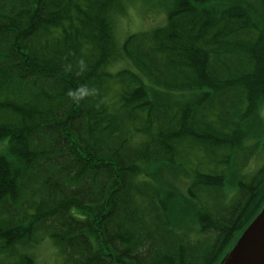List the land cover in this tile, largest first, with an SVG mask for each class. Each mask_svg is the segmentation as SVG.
<instances>
[{
	"label": "trees",
	"instance_id": "trees-1",
	"mask_svg": "<svg viewBox=\"0 0 264 264\" xmlns=\"http://www.w3.org/2000/svg\"><path fill=\"white\" fill-rule=\"evenodd\" d=\"M129 1L0 0V264L44 238L61 264H220L264 206V163L242 171L264 151V0H167L119 43Z\"/></svg>",
	"mask_w": 264,
	"mask_h": 264
},
{
	"label": "rangeland",
	"instance_id": "rangeland-1",
	"mask_svg": "<svg viewBox=\"0 0 264 264\" xmlns=\"http://www.w3.org/2000/svg\"><path fill=\"white\" fill-rule=\"evenodd\" d=\"M167 0H132L123 5L122 11L115 18V37L121 43L127 36L136 33H147L165 24ZM125 65H116V68ZM259 133L255 136L257 138ZM233 159H230L232 162ZM240 160V157H236ZM252 164L244 171L249 175L262 165L264 155L257 147L253 150ZM250 162V163H251ZM235 165V164H234ZM238 163L234 167H238ZM247 166L244 165L243 168ZM244 176V175H243ZM40 243V244H39ZM29 253L34 258V264H61V259L51 239L45 238Z\"/></svg>",
	"mask_w": 264,
	"mask_h": 264
},
{
	"label": "water",
	"instance_id": "water-1",
	"mask_svg": "<svg viewBox=\"0 0 264 264\" xmlns=\"http://www.w3.org/2000/svg\"><path fill=\"white\" fill-rule=\"evenodd\" d=\"M221 264H264V207Z\"/></svg>",
	"mask_w": 264,
	"mask_h": 264
},
{
	"label": "clouds",
	"instance_id": "clouds-1",
	"mask_svg": "<svg viewBox=\"0 0 264 264\" xmlns=\"http://www.w3.org/2000/svg\"><path fill=\"white\" fill-rule=\"evenodd\" d=\"M73 66L69 64H65L64 70L66 72H71ZM77 75H83L88 70L87 63L80 59L76 63ZM66 95L70 98V100L74 103H81L82 101L94 98L97 95V89L95 87H89L88 85H80L76 89H69Z\"/></svg>",
	"mask_w": 264,
	"mask_h": 264
}]
</instances>
